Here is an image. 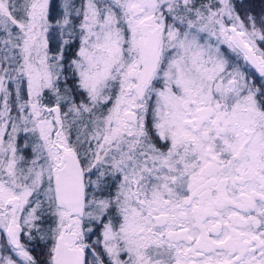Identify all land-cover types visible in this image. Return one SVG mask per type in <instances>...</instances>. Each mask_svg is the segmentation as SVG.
<instances>
[{"label":"snow or ice","instance_id":"snow-or-ice-1","mask_svg":"<svg viewBox=\"0 0 264 264\" xmlns=\"http://www.w3.org/2000/svg\"><path fill=\"white\" fill-rule=\"evenodd\" d=\"M0 264H264V0H0Z\"/></svg>","mask_w":264,"mask_h":264}]
</instances>
